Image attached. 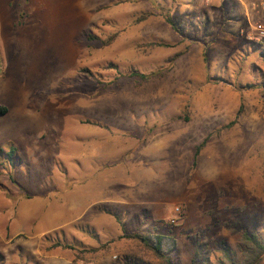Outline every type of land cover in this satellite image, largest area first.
<instances>
[{
    "label": "rangeland",
    "instance_id": "obj_1",
    "mask_svg": "<svg viewBox=\"0 0 264 264\" xmlns=\"http://www.w3.org/2000/svg\"><path fill=\"white\" fill-rule=\"evenodd\" d=\"M254 1L0 0V264H164L128 236L155 232L175 264L244 261L264 237Z\"/></svg>",
    "mask_w": 264,
    "mask_h": 264
},
{
    "label": "trees",
    "instance_id": "obj_2",
    "mask_svg": "<svg viewBox=\"0 0 264 264\" xmlns=\"http://www.w3.org/2000/svg\"><path fill=\"white\" fill-rule=\"evenodd\" d=\"M166 21L170 24V26L179 31L180 28L176 24L175 20L172 16L168 15L166 17ZM115 38L116 34L113 35ZM131 75L139 76L141 78H148V75L144 73H140L138 71H132ZM8 109L5 106H0V113H7ZM241 109L238 112L240 115ZM235 121H231L226 127H231L235 124ZM207 138L196 147L195 152V161L200 154L202 148L206 145ZM112 213V212H110ZM114 215L120 220L119 216ZM130 237L136 238L140 240L149 250H151L154 255L161 259L164 264H175L172 258L171 252L175 250L177 247V238L172 234H165L155 232L149 235H143L141 233H136L133 235H128ZM245 248V259L242 263H237L235 260L229 257V253L226 252V256L228 257V264H264V237L260 235L258 232L254 233H245L242 236ZM129 264H139L138 262H130Z\"/></svg>",
    "mask_w": 264,
    "mask_h": 264
},
{
    "label": "built area",
    "instance_id": "obj_3",
    "mask_svg": "<svg viewBox=\"0 0 264 264\" xmlns=\"http://www.w3.org/2000/svg\"><path fill=\"white\" fill-rule=\"evenodd\" d=\"M259 6H264V0H258V1H254L251 3L252 10L257 9V7H259ZM257 30H258L257 35L255 37H251V38L261 41L262 39H264V27H260Z\"/></svg>",
    "mask_w": 264,
    "mask_h": 264
}]
</instances>
